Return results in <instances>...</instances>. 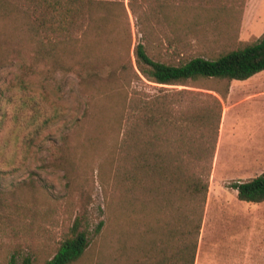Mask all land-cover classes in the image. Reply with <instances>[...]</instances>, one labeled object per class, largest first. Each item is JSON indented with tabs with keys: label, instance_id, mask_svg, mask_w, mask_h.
Wrapping results in <instances>:
<instances>
[{
	"label": "rangeland",
	"instance_id": "obj_1",
	"mask_svg": "<svg viewBox=\"0 0 264 264\" xmlns=\"http://www.w3.org/2000/svg\"><path fill=\"white\" fill-rule=\"evenodd\" d=\"M184 4L170 24L153 23L150 50L161 60L178 63L194 55H215L264 32V0ZM131 24L133 43L143 42L136 18ZM199 86L177 88L191 90L181 100L182 117L190 124L184 114L195 113L182 148L190 153L184 151L182 157L193 172L209 174L201 263L264 264V206L239 200L231 187L234 181L264 171V70L233 80L221 105H211L212 97L220 95L208 89L220 85L203 81ZM139 87L157 90L154 85ZM87 99L74 72L25 74L16 59L0 65V264H8L14 253L41 263L53 256L62 240L79 231L88 234L91 245L73 264H132L138 232L151 217L126 207L114 185L107 157L116 131L107 129L102 139L91 135L92 120L73 126ZM97 107L104 109L102 103ZM36 111L39 120L54 117L26 144L25 135L35 126L28 124L30 115ZM63 158L67 161L61 162ZM107 202L111 221L101 235L95 228L105 217ZM248 234L250 256L243 252Z\"/></svg>",
	"mask_w": 264,
	"mask_h": 264
},
{
	"label": "trees",
	"instance_id": "obj_2",
	"mask_svg": "<svg viewBox=\"0 0 264 264\" xmlns=\"http://www.w3.org/2000/svg\"><path fill=\"white\" fill-rule=\"evenodd\" d=\"M184 7V0H0V65L16 59L25 74L74 72L88 99L73 126L92 120L91 135L102 139L107 129L116 131L107 157L114 185L126 207L151 217L138 232L132 264H195L209 174L193 172L182 157L184 151L190 153L182 148L195 113L184 114L190 124L182 117L181 100L191 90L177 86L212 81L220 87L208 89L220 96L214 95L211 105H221L232 80L264 70V32L215 55H194L178 63L155 57L150 50L154 21L170 24ZM133 17L144 37L135 44ZM139 84L157 90L147 92ZM101 103L104 109L97 107ZM53 117L39 120L38 111L30 115L28 124L35 126L23 142L32 141ZM231 187L239 200L262 202L264 171ZM111 214L107 202L95 233L107 232ZM90 245L86 232H74L41 263L14 253L8 264H73Z\"/></svg>",
	"mask_w": 264,
	"mask_h": 264
},
{
	"label": "crops",
	"instance_id": "obj_3",
	"mask_svg": "<svg viewBox=\"0 0 264 264\" xmlns=\"http://www.w3.org/2000/svg\"><path fill=\"white\" fill-rule=\"evenodd\" d=\"M253 76V75H252ZM233 81V80H232ZM231 81V83H232ZM231 90V84H230V89H229V93ZM228 93V95H229ZM242 201V200H241ZM247 202V201H245ZM248 203H257V205H261L262 207L264 206V201L262 202H248ZM250 215V214H249ZM247 217V216H246ZM250 217V216H249ZM203 235V234H202ZM201 235L200 237V241H199V245H198V251H197V256H196V260H195V264H202L201 263V259H200V255H201V248H202V244H203V236ZM252 248V240L250 239V235L248 234V241L245 242V244L243 245V252H245L247 254V256L251 255V249ZM256 250V249H254ZM253 250V251H254ZM255 252V251H254ZM261 255V253H260ZM261 257L263 258V256L261 255ZM264 260V258H263Z\"/></svg>",
	"mask_w": 264,
	"mask_h": 264
}]
</instances>
